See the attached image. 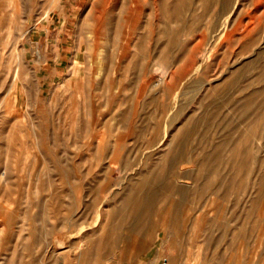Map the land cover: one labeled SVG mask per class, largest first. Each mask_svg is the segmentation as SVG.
I'll list each match as a JSON object with an SVG mask.
<instances>
[{"label":"rangeland","instance_id":"1","mask_svg":"<svg viewBox=\"0 0 264 264\" xmlns=\"http://www.w3.org/2000/svg\"><path fill=\"white\" fill-rule=\"evenodd\" d=\"M263 177L264 0H0V264H264Z\"/></svg>","mask_w":264,"mask_h":264},{"label":"bare ground","instance_id":"2","mask_svg":"<svg viewBox=\"0 0 264 264\" xmlns=\"http://www.w3.org/2000/svg\"><path fill=\"white\" fill-rule=\"evenodd\" d=\"M262 180L264 181V177L262 178ZM147 181H149V180H147ZM147 181H146V182H147ZM263 181H262V182H263ZM262 182H261L260 185H263ZM146 184H147V183H146ZM149 184H150V183H149ZM150 185H151V184H150ZM147 186H148V185H147ZM136 187H137V186H136ZM262 187H263V186H262ZM141 189H142V188H141ZM141 189H140V190H141ZM134 190H135V189H134ZM140 190H139V191H140ZM129 191L131 192V190H129ZM139 191H138V192H139ZM138 192H137V193H138ZM141 192H142V191H141ZM146 193H147V192H146ZM143 194H144V193H143ZM137 195H138V194H137ZM137 195H135V196H137ZM128 196H129V195H128ZM144 196H145V195H144ZM160 197H161V195H160ZM144 198H145V197H144ZM144 198H141L142 201H143ZM149 198H150V197H149ZM139 199H140V197H139ZM145 199H146V201H147V198H145ZM130 200H131V199H130ZM133 200H134V199H133ZM136 200H137V199H136ZM153 200H154V199H153ZM136 202H137V201H136ZM133 204H135V203H133ZM141 204H142V203H141ZM141 204L138 203V204H136V205L139 206V205H141ZM147 204H149V203H147ZM155 204H156V203H155ZM129 205H132V204H129ZM150 206H151V205H150ZM130 207H131V206H130ZM152 207H154V205H153ZM128 208H129V206H128ZM143 208H144V207H143ZM150 209H151V208H150ZM150 209H149V210H150ZM129 210H130V209H129ZM128 212H129V211H128ZM147 212H148V211H147ZM150 212H151V211H150ZM151 213H152V212H151ZM137 214H138V213H137ZM146 214H147V213H146ZM131 215H132V214H131ZM138 215H139V214H138ZM141 219H142V218H141ZM136 222H137V221H136Z\"/></svg>","mask_w":264,"mask_h":264}]
</instances>
